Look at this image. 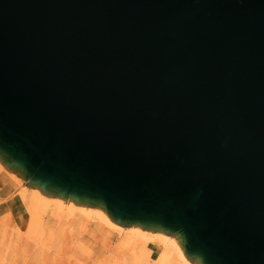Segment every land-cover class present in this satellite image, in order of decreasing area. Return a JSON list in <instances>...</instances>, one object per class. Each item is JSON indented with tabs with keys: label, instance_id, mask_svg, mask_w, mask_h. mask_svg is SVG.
I'll return each mask as SVG.
<instances>
[{
	"label": "water",
	"instance_id": "95a60500",
	"mask_svg": "<svg viewBox=\"0 0 264 264\" xmlns=\"http://www.w3.org/2000/svg\"><path fill=\"white\" fill-rule=\"evenodd\" d=\"M0 144L264 264V0H0Z\"/></svg>",
	"mask_w": 264,
	"mask_h": 264
},
{
	"label": "rangeland",
	"instance_id": "374dc122",
	"mask_svg": "<svg viewBox=\"0 0 264 264\" xmlns=\"http://www.w3.org/2000/svg\"><path fill=\"white\" fill-rule=\"evenodd\" d=\"M10 163L0 158V264L160 263L164 240L157 232L144 231L135 245L122 248L124 235L88 217L76 201L54 193L36 196L32 178L9 170Z\"/></svg>",
	"mask_w": 264,
	"mask_h": 264
},
{
	"label": "bare ground",
	"instance_id": "6f19581e",
	"mask_svg": "<svg viewBox=\"0 0 264 264\" xmlns=\"http://www.w3.org/2000/svg\"><path fill=\"white\" fill-rule=\"evenodd\" d=\"M1 148L2 151L10 154V159H12L13 154L10 149L4 145L2 147L0 144ZM23 160V162L18 161L19 163L16 164L17 166L15 165L16 168L14 167V169L18 171L21 177H26L30 168L26 160L24 158ZM32 186L33 193L38 197H44L47 193L50 196V193H54L60 197L68 198L71 204L74 201L79 203L80 208L88 217L93 215L115 229L121 236L124 235V240L121 242L122 248L135 245V241L140 235H143L144 231L157 232L164 240L159 264H175V262L181 264L178 261L183 264H215L201 245L192 246L190 232L182 223L177 222L172 225L158 212L145 210L140 215L132 216L120 211L117 207H113V209L105 194L91 186L82 188L79 185L70 192L61 177L56 180H49L39 174L32 178ZM72 209L74 210V208ZM126 224L128 227H126ZM126 229L130 231L127 232Z\"/></svg>",
	"mask_w": 264,
	"mask_h": 264
},
{
	"label": "crops",
	"instance_id": "0c3cea01",
	"mask_svg": "<svg viewBox=\"0 0 264 264\" xmlns=\"http://www.w3.org/2000/svg\"><path fill=\"white\" fill-rule=\"evenodd\" d=\"M1 157H3V151H2V148L0 149V158H1ZM14 167H15V164H14V165L12 164V165H10V166L8 167V169H9V170H11V169L13 170ZM15 168H16V167H15ZM4 176L7 177V176H10V174L6 172V174H5ZM10 177H11V176H10ZM11 178H12V177H11ZM22 178H24V180H26V177H25V176H24V177L22 176ZM11 182L14 183V186H17V185L19 184V183H17L13 178H12Z\"/></svg>",
	"mask_w": 264,
	"mask_h": 264
}]
</instances>
